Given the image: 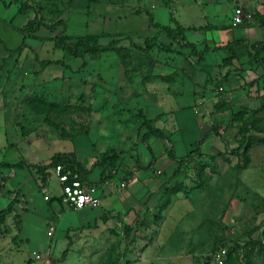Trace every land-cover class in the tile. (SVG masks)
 <instances>
[{
	"label": "rangeland",
	"instance_id": "rangeland-1",
	"mask_svg": "<svg viewBox=\"0 0 264 264\" xmlns=\"http://www.w3.org/2000/svg\"><path fill=\"white\" fill-rule=\"evenodd\" d=\"M22 1L30 6L25 14L17 13L18 3L5 7L0 2V162L44 168L15 169L14 175L2 169L8 182L0 208L13 191L19 193L18 203L0 216V264H36L32 252L43 249L50 250L53 264H209L222 245L244 251V264H264V238L256 241L264 230V78L244 82V98H233L237 87L227 80L238 72L222 75V66L208 73L195 92L201 106L195 110L207 130H215L226 144L206 137L200 155L171 177L175 166L167 165L171 160L157 140V164L137 177L147 175L155 184L143 207L124 209L123 191L103 199L100 207L66 210L57 223H45L53 209L61 210L56 198L43 199H50L48 191L57 193L47 167L55 153H73L87 166L99 162L100 168L107 163L104 153L115 152L112 174L99 181L110 182L116 192L124 189L121 181L129 184L139 163H149L143 160L141 137L147 126L160 124L168 110L159 108L162 103L175 98L177 106L182 103L189 82V50H163L169 40L162 27L174 28L177 21L188 31L189 21L201 20L202 9L215 0ZM217 7L222 11L224 0ZM35 17L47 26L55 24L53 31L41 27L23 34L21 27ZM150 17L158 27L148 24ZM89 35L108 47L82 58L54 47L55 36L75 41ZM151 38L154 46L146 53L129 43L143 47ZM38 60L59 63L41 66ZM244 126L257 130L248 133L252 142L238 155L229 153ZM196 128L194 121L179 125L185 140ZM175 145L181 155V144ZM145 189L138 185L133 192ZM165 210L173 214L163 216ZM103 213L109 223L100 218L76 226ZM163 218L170 219L171 234L163 235Z\"/></svg>",
	"mask_w": 264,
	"mask_h": 264
},
{
	"label": "crops",
	"instance_id": "crops-1",
	"mask_svg": "<svg viewBox=\"0 0 264 264\" xmlns=\"http://www.w3.org/2000/svg\"><path fill=\"white\" fill-rule=\"evenodd\" d=\"M214 2L215 3L207 4L205 6L206 8L202 9L204 12V15L201 20H197L195 18L193 20H190L189 30L184 31V36L186 40L189 43L194 44L195 49L197 51L206 49L205 53L203 54L202 59L199 60L197 57L193 56L190 52V49L188 48L181 49L178 46H175L183 51L189 50V54L191 55L189 57V82H185L186 90L188 92L179 106H177L178 99L176 98L174 100H169V101H166L165 103H162L159 106V108H165V109L167 108L168 110L163 111L165 115H163L161 119L159 120L160 124L154 125V128L160 129L170 139L173 145V148H174L175 156L177 158L186 156L191 150L195 148V144L198 140L203 139L204 141L206 137H210L212 135L216 136L212 133V131L207 130L208 124L204 122L202 118V114H199L198 113L199 111L195 110V108L199 109V107H201L199 105L200 100H198V97L195 94V92L200 87L202 88L205 85V78L208 77V73L213 72L214 69H220L221 66H222L221 69L224 70V72H222V75L223 74L225 75L228 70H230V73L238 72L237 73L238 75L236 74L237 76L234 74L229 75L228 80H227V85H230L231 87H237L233 91L236 94V95H233V98H237L238 96H240L241 99L244 98L243 96H244L245 91L243 89H240V86L244 82L250 81L253 78H257V77H260V79L264 78V49H259V52L257 53L255 51V48L252 47L253 44H256L258 42H264V0H224V9L222 11H219L217 7L219 3L221 2V0H215ZM238 5L242 7L243 11L251 13L252 19L250 21H243L241 24L234 25L232 23L233 9ZM257 15H260L262 19L257 18L258 17ZM236 40L240 42L235 47L231 49L225 48V46L228 43L234 42ZM171 47H174V46H171ZM226 60L228 61V64L227 63L225 65L222 64V62ZM182 108H187V109L181 110ZM199 119L200 120L202 119V120L200 121ZM193 121H194V124L197 125V128L190 132L191 135L189 136V139L191 138V141L190 143H188L189 139L185 140L187 137L185 135H182V133H180L179 125H181L182 123L186 124L187 122L190 123ZM219 139L222 142L224 141L222 137H220ZM157 140H161L164 143V153L166 154L165 141H163L160 138H156L154 136H149L147 139V142L149 143L152 149L153 155H154V163L151 166H153L154 164H157L159 160V157L155 154V151L153 149V145ZM184 140L187 141V144L185 143ZM193 141H195L194 147H192ZM203 141L201 143V146L203 144ZM177 142L181 144V147H180L181 148L180 153H182L181 155L177 153V149L175 145L177 144ZM142 145H143L142 155L144 157L143 160H146V161L148 160L150 162L151 154L143 143ZM201 146L199 150V155L201 153ZM232 148H235V147H232ZM77 160L85 164L84 159L82 160L77 159ZM5 163H9V162H5ZM172 164H174L175 168L171 174V177H174L177 174L176 173L175 175H173L174 171L177 169L176 163L171 160V164L169 163L167 165L170 166ZM139 165L140 167L139 166L138 167L140 169L134 170L133 176L129 184L127 185V187L126 188L124 187L122 191H118V192L113 190L114 187L110 186V182L99 181L101 177L100 168H97L99 166L94 167L91 170V172L88 174L87 179H89V181L97 185V189L99 191L100 199H101L100 205L98 207L101 206L103 199H111V196L117 195L123 191L125 192V194L121 197L120 202L123 203L124 209L125 208L140 209L141 207L145 205V202H147V199H148L147 197L152 192L153 188L155 187V184H154V181L147 175H144V176L140 175V178L142 179L141 180L137 179L140 173L144 174L145 171H148L151 168V166L149 168H145L147 166L145 163H141V164L139 163ZM184 165L181 166L180 170L184 167ZM2 169L3 168L0 169V201H3L1 194L5 193L6 188L4 187V185L6 186L8 182L7 180L8 176H6V174L3 173ZM16 170L15 169L9 170V173L12 171L11 175H14ZM19 170H23V169H19ZM51 182H53L52 184L54 185V187H57V193L56 195L52 196L50 195L48 191L50 199L48 198V200H45V201L50 202L52 197L56 198V200L58 201L61 207V210L59 212H56L53 209V215L45 219L46 225L49 219L57 223L63 217L64 215L63 212L66 210L81 212V211H86L88 209V208L72 209V208H68L62 205L58 199L59 187H58L56 179L52 175H51ZM146 184L148 185V187L146 186ZM138 185L146 187L143 193L137 194L133 192L135 187ZM9 190H12V189H8V191ZM106 191L113 192V194L105 197L107 194ZM13 192H14L13 196L10 198V200L13 197L18 196L17 195L19 193L18 191L16 192L13 191ZM25 200L27 201V204H28V200L27 199ZM4 208L2 207L0 208V210ZM111 210H115V212L117 211L121 212L120 210H118V208L116 209L114 207H112ZM167 210H165V212L163 213V216L169 217V215L173 214L174 209L171 211V213L169 212L166 215ZM100 217L101 216H99L98 218H93V221L91 219L92 222L87 218L85 222L83 221L81 223L79 222L80 224H76V226L83 227V226H88V224L92 225L94 221H96V223L99 222L101 220ZM107 217L109 218L108 215ZM108 218L106 220L107 221L106 223H109ZM169 220L167 221L166 218H163V222L161 224V230H162L163 235L171 234L173 231ZM163 229L165 232H163ZM260 232L261 231H258L257 235L260 234ZM51 237H49V239ZM241 253H242V263L244 264L243 262L244 251H241L239 253L231 252L230 261L236 262L238 255H241Z\"/></svg>",
	"mask_w": 264,
	"mask_h": 264
},
{
	"label": "trees",
	"instance_id": "trees-1",
	"mask_svg": "<svg viewBox=\"0 0 264 264\" xmlns=\"http://www.w3.org/2000/svg\"><path fill=\"white\" fill-rule=\"evenodd\" d=\"M0 2L5 7H8L9 5L18 3L19 4L18 9H17L18 14H25L30 9V6L27 5L25 2H23L22 0H11L8 3H6L5 0H0ZM257 16H258L257 18L262 19V17L260 15H257ZM148 24L151 27H158L157 23H155L153 21L152 17L149 18ZM54 25L47 26L44 23L38 21L37 18L35 17L33 19L28 20L21 27L20 30L23 32V34H30V33L36 32L38 29L43 27V28L47 29L48 31L52 32ZM162 30L165 32L166 38L169 39L168 45H161V48L163 50L168 51V50H170L171 46H178L181 49L182 48H188V49H190V52L193 56L197 57L199 60L202 59L203 54L205 53L206 49L197 51L195 49L194 44L189 43L186 40V38L184 36L185 29L177 21H174V28L162 27ZM115 42L116 41H111L109 43V45L110 44L112 45ZM153 42H154V39H152V38L148 39L145 41L144 46L141 47L138 45H134L133 41H131L129 39V43L143 53L148 52L154 46ZM239 42L240 41L236 40L234 42L228 43L225 46V48L231 49V48L235 47ZM53 43H54V47L56 49L61 50L62 52H64L65 54H67L69 57H72V58H82L83 55H85L87 53L97 51V50H104L108 47V45L100 44L98 42V38L96 36H93V35L80 37V38H77L75 41H67L66 39H61V38H58L57 36H55ZM19 47H18V49H19ZM252 47H254L255 51L258 53L259 49H264V42H258L256 44H253ZM38 63L41 66H48L51 64H56V63L58 64L59 62L58 61H50V60H38ZM250 131H257V130H255L253 127H250V126H244V127H240L238 129L237 134H236L237 145L235 148H232L229 151L231 154L238 155L241 151H244L249 146V144L252 142L248 138V133ZM212 133L220 138V135L215 130H212ZM149 136H154L156 138H160L163 141H165V143H166V148H165L166 155L170 160L174 161L177 165V169L174 171L173 175H175L180 170L181 166L184 165L188 160L199 155L200 146H201V143L203 141V139L198 140L196 142L195 148L193 150H191L186 156L181 157V158H177L175 156L174 148H173V145H172L170 139L160 129L154 128L152 126H147V131L142 135L141 142L145 145L147 150L150 152L151 160L145 168H149L154 163V155H153V152H152V149H151L149 143L147 142V139ZM260 140L264 141V138H262ZM104 155L107 158V163H102V166L100 167V176L101 177H109V175H111L113 172V169H112L113 162H114L115 158L117 157V154L115 152H113L112 154L104 153ZM56 164H61L64 166L65 169H70L71 171L77 172L80 176L81 181H87L88 180L87 179L88 174L91 172V170L94 167L100 166L99 162L94 161L91 165H89L87 167L84 163L79 162L76 159L75 154H73V153H55L52 156L51 161L47 167H52ZM138 166L140 167L139 164H138ZM29 167H34V168H37L38 170H41L44 168V167H41L38 165L29 164L25 161H18L15 163H5V162L0 163V169L1 168H7L9 170H14V169L29 168ZM1 188H2V186H1ZM16 198H17L16 196L13 197L10 200V202L8 203V205L4 209L0 210V216H4L9 211H11L12 207L18 203V199H16ZM100 218L103 221H106L108 218L107 213H103ZM262 238H264V230H262L260 232V234L257 235L256 241L261 242ZM222 246H224V245H222ZM234 250L235 249L228 247L229 259H230V253L234 252ZM65 254H66V249L62 252V255H65Z\"/></svg>",
	"mask_w": 264,
	"mask_h": 264
},
{
	"label": "built area",
	"instance_id": "built-area-1",
	"mask_svg": "<svg viewBox=\"0 0 264 264\" xmlns=\"http://www.w3.org/2000/svg\"><path fill=\"white\" fill-rule=\"evenodd\" d=\"M252 14L243 11L240 5L233 9L232 23L241 24L243 21H250ZM51 175L56 179L59 187L58 198L60 203L68 208L83 209L96 208L100 205L101 199L97 185L89 181H81L77 172L65 169L63 165L56 164L51 167ZM126 181H121L120 187H126ZM44 195L43 199L48 200ZM47 236H52V230L47 231ZM33 261L37 264H53L52 255L49 249L32 252ZM210 264H243L242 253L238 255L236 262H231L228 255V247L220 246L211 254Z\"/></svg>",
	"mask_w": 264,
	"mask_h": 264
}]
</instances>
